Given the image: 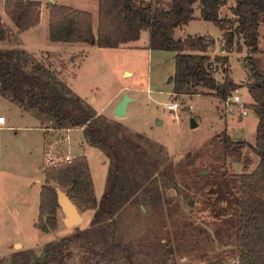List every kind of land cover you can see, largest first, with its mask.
<instances>
[{
    "label": "trees",
    "instance_id": "obj_1",
    "mask_svg": "<svg viewBox=\"0 0 264 264\" xmlns=\"http://www.w3.org/2000/svg\"><path fill=\"white\" fill-rule=\"evenodd\" d=\"M225 3L98 0L95 26L91 12L48 2V38L116 48L138 39L145 29L148 49L174 52L175 68L170 79L176 96L208 94L222 101L245 85L251 98L249 106L257 117L255 141L233 140L225 130L210 141L218 140L223 157L243 163L239 173L214 168L202 174L195 164L188 167L194 162L190 159L172 163L159 143L141 134L130 135L121 122L97 113L50 66L40 60L30 64L31 52L21 47L0 48V93L25 111L33 110L51 119L53 129L80 127L85 141L109 159L99 199L85 156L45 169L48 184L41 185L34 223L39 231L48 233L57 228L59 205L50 182L65 189L79 211L92 209L93 214L83 229L48 241L37 251L29 248L14 252L12 264H178L176 256L191 251L198 255V264H264V70L260 72L253 58L259 51L264 0H234L231 17L220 16ZM40 7L38 0H3L4 12L17 32L40 23ZM195 8L200 19L220 28L226 54L211 57L214 40L210 36H174L177 27L195 18ZM6 37L0 16V42ZM239 39L247 49L243 63L249 71L241 84L230 76L228 63V53L234 47L239 51L242 48ZM218 68L220 80L214 74ZM246 145L257 158L252 169L248 168L250 157L242 151ZM179 183L184 187L200 184L193 193L208 210V219L198 222L186 215L179 197L167 194L169 188L179 194ZM127 215L130 218L125 221ZM165 237L168 239L161 241Z\"/></svg>",
    "mask_w": 264,
    "mask_h": 264
},
{
    "label": "rangeland",
    "instance_id": "obj_2",
    "mask_svg": "<svg viewBox=\"0 0 264 264\" xmlns=\"http://www.w3.org/2000/svg\"><path fill=\"white\" fill-rule=\"evenodd\" d=\"M38 1L41 3L40 24L35 29L20 33L5 14L3 0H0V16L7 30V41L5 39L0 42L1 49L22 47L31 52L30 64L40 60L50 66L95 110L104 113L108 119L121 122L127 133L141 134L147 140L159 143L167 151L172 163L190 159L194 162L188 164V167H194L195 164L202 174H207L214 168L228 173L241 172L243 163L223 157L218 140L215 139L212 143L210 141L215 134L225 130L233 140L253 143L257 117L252 109H249L247 115L241 116L240 107H234L233 112H226L222 101L214 95L176 96L172 82L168 81L174 73V52L149 51L145 47L147 30L141 32L139 38L129 42L126 47L102 48L86 42H51L48 38V2ZM54 1L57 5L91 12L93 24H96L98 0ZM225 2L220 9V16L231 17L230 7L234 5V0ZM194 16L182 29H176L174 36H210L214 40V45L209 50L211 57L226 54L224 49H219L222 39L220 28L210 21L196 18L199 16L197 8ZM239 42L242 44L241 50L234 47L228 53V63L230 76L236 83L241 84L246 80L249 71L243 63L247 49L242 39ZM220 43L223 45V40ZM258 49L253 58L260 72H263L264 23L258 28ZM214 74L218 80L221 79L220 68ZM240 88L241 99L251 102L246 86L241 85ZM124 94L128 95L130 101L126 105L125 115L119 117L115 115L114 109ZM173 101L178 103L177 109L167 110L166 104ZM0 115L6 119V129L0 130V264H12L10 258L14 252L29 248L37 251L44 243L64 237L63 233L66 232L60 223L58 229L48 233L39 231L34 225L38 217L39 190L42 184H48L44 171L49 166L43 159L42 149L44 152L52 145L60 157L69 155L73 161L85 156L97 199L104 191L109 159L99 148L85 141L80 127H72L65 132L53 129L51 119L33 110L25 111L9 96L1 93ZM191 117L196 121L194 127L190 125ZM43 129L46 130L44 144ZM67 134L69 139H65ZM242 151L250 157L248 168L252 169L257 161L256 156L247 145ZM35 176L42 180L36 181ZM50 185L59 187L51 182ZM178 186L179 194L171 188L166 192L179 197L181 211L198 222L208 219V210L198 194L193 193L200 188V184L197 187L192 184L184 187L179 183ZM62 190L66 192L65 189ZM190 201L192 204H189ZM183 213L178 215L183 217ZM61 217L62 212L57 209V224ZM129 218L127 215L125 221ZM87 226L88 219L85 218L84 222L67 230L72 233ZM131 237L136 238L132 235ZM166 239L168 238H162L161 241ZM197 258L198 255H194L192 251L183 257L176 256L178 264H198Z\"/></svg>",
    "mask_w": 264,
    "mask_h": 264
},
{
    "label": "built area",
    "instance_id": "obj_3",
    "mask_svg": "<svg viewBox=\"0 0 264 264\" xmlns=\"http://www.w3.org/2000/svg\"><path fill=\"white\" fill-rule=\"evenodd\" d=\"M241 88H236L231 94L227 95L223 100L222 104L224 105V109L226 112H233L234 107H240L239 115H247L250 108L249 104L250 102H244L241 99ZM177 102H170L166 104V109L169 111H175L177 109ZM191 108L192 106L189 105ZM5 123V117L3 115H0V124ZM72 127H65L61 130L70 131ZM65 139H69V134L65 135ZM46 149V147H45ZM43 159L47 163V165L50 166H61L65 164L71 163L73 160L69 155H65L63 157H60L58 153L55 152V148L51 145L50 148L45 150L43 152Z\"/></svg>",
    "mask_w": 264,
    "mask_h": 264
},
{
    "label": "water",
    "instance_id": "obj_4",
    "mask_svg": "<svg viewBox=\"0 0 264 264\" xmlns=\"http://www.w3.org/2000/svg\"><path fill=\"white\" fill-rule=\"evenodd\" d=\"M47 2L55 3L54 0H47ZM222 49H224V47H222ZM168 81L170 82L171 79ZM128 101H130V98L127 94H124L115 106L114 113L116 116L120 117L125 115ZM190 125L191 127L196 126V121L193 117L190 118ZM55 191L59 209L63 214L64 224H66L68 227L79 225L82 222V217L77 206L72 202L67 193L62 190V188L55 187ZM189 204H192V202L190 201Z\"/></svg>",
    "mask_w": 264,
    "mask_h": 264
},
{
    "label": "crops",
    "instance_id": "obj_5",
    "mask_svg": "<svg viewBox=\"0 0 264 264\" xmlns=\"http://www.w3.org/2000/svg\"><path fill=\"white\" fill-rule=\"evenodd\" d=\"M196 18H199L200 19V17L199 16H196ZM96 21H97V18H96ZM40 22H41V19H40ZM96 24H97V22H95ZM40 24V23H39ZM38 24V25H39ZM96 24H94L95 26H96ZM37 25V26H38ZM186 24H184V25H182V26H180V27H177L176 29H182V27H184ZM37 26H35V27H33V28H30L29 30H32V29H35ZM175 29V30H176ZM29 30H27V31H29ZM143 31H146L145 29H143V30H141V32H143ZM181 31V30H180ZM25 32V31H24ZM184 31H181V33H183ZM20 33H23V32H20ZM148 33V32H147ZM141 34V33H140ZM184 34V33H183ZM187 35H191V34H187ZM193 35H196V34H193ZM186 35H184V36H182V37H180V38H183V37H185ZM148 37V36H147ZM222 40V39H221ZM221 40H220V42H221ZM6 41H7V37H6ZM51 42H54V41H51ZM131 42V41H130ZM219 42V49L220 50H223L222 49V47H224L221 43ZM54 43H56V42H54ZM65 43V42H64ZM66 43H70V42H66ZM71 43H81V42H71ZM147 43H148V39H147ZM147 43L145 44V47H146V45H147ZM127 44H129V42L128 43H126V44H123V45H120L119 47H126L127 46ZM22 48V47H21ZM116 48H118V47H116ZM147 48V47H146ZM148 49V48H147ZM149 51L151 50V49H148ZM97 111V110H96ZM97 113H101L100 111H97ZM103 115H105L104 113H102ZM106 116V115H105ZM107 118H109L108 116H106ZM5 124H6V119H5V123H3V124H0V130H3V129H6L4 126H5ZM45 132H46V130L45 129H43L42 130V133H43V144H44V142H45V136H46V134H45ZM42 154H43V149H42ZM43 156V155H42ZM92 176V175H91ZM35 178V180L36 181H41L42 180V178H40V177H38V176H35L34 177ZM93 179V178H92ZM93 184H94V181H93ZM39 192H40V190H39ZM97 198V197H96ZM38 206H39V204H38ZM80 214H81V217H82V222H84V219L85 218H87L88 219V224H89V221H90V219H91V216H92V214H93V210L92 209H87V210H84V211H80ZM85 214H87V216L85 217ZM81 222V223H82ZM59 223H60V225H62L63 227H64V229H66V232H64L63 233V235L65 236V235H68V234H70L71 232H70V230L68 231L67 229H73L75 226H73V227H68L66 224H64V222H63V214H62V217L58 220V224H57V228L56 229H58L59 228ZM80 223V224H81ZM15 243V242H14Z\"/></svg>",
    "mask_w": 264,
    "mask_h": 264
}]
</instances>
